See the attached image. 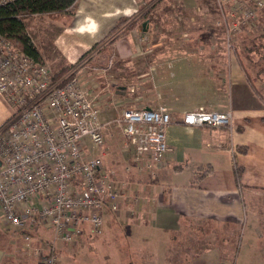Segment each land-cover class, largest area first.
Segmentation results:
<instances>
[{"label": "crops", "instance_id": "obj_1", "mask_svg": "<svg viewBox=\"0 0 264 264\" xmlns=\"http://www.w3.org/2000/svg\"><path fill=\"white\" fill-rule=\"evenodd\" d=\"M145 3L78 0L72 14L33 15L49 19L34 23L33 36L29 22L28 31L46 62L75 64L120 16L143 12ZM145 21L146 30L136 28L118 38L111 44V63L99 65L108 70L117 61L125 67V84L115 89L125 101L98 93L99 82L94 91L105 95V120L113 119L107 115L123 106L166 107L173 117L167 128L170 150L155 168V176L148 167L138 169L126 142L123 163L106 154L105 167L122 195L117 210L109 206L104 210L113 213L116 222L140 226L146 221L170 231L185 228V240L167 246L164 255L157 248L136 245L139 264H264V64L253 58L257 46L238 43L229 49L224 32L216 37L204 29L195 34L173 27L163 34L152 27L151 17ZM133 31L145 38L140 42L130 38ZM246 32L237 34V40ZM198 108L232 111V124L184 123V114ZM13 111L0 92V125ZM203 163H211L213 172L193 186L195 168ZM237 164L244 167L240 181ZM34 240L40 245L41 239ZM7 254L1 255L0 264H14L5 262ZM38 263L36 259L34 264Z\"/></svg>", "mask_w": 264, "mask_h": 264}, {"label": "built area", "instance_id": "obj_2", "mask_svg": "<svg viewBox=\"0 0 264 264\" xmlns=\"http://www.w3.org/2000/svg\"><path fill=\"white\" fill-rule=\"evenodd\" d=\"M215 1L218 24L232 49L237 34L256 26L264 0ZM79 65L56 78L48 62L35 60L0 34V92L14 108L13 118L0 128V217L14 226L52 229V244L36 248L38 264H65L57 241L75 243L87 225L101 234L104 207L117 210L122 190L104 163L107 128L121 131L138 169L148 167L153 176L170 150L167 128L173 117L166 107H126L105 120L104 96L94 91L97 81ZM183 122L230 126L232 111L198 108L187 111ZM93 145L105 150L95 154Z\"/></svg>", "mask_w": 264, "mask_h": 264}, {"label": "rangeland", "instance_id": "obj_3", "mask_svg": "<svg viewBox=\"0 0 264 264\" xmlns=\"http://www.w3.org/2000/svg\"><path fill=\"white\" fill-rule=\"evenodd\" d=\"M143 7L150 9L148 16L151 17L152 27L155 30H162L160 32H163L166 29L176 27L197 34L201 29H204L208 35L216 34V37L224 32L223 38L227 45L225 27L218 24L220 13L215 0H146ZM48 17L46 15L30 17L31 27L33 28L34 23L49 19ZM33 30L34 28L29 30L32 36L35 34ZM246 33L248 35H240L239 40H237L239 35L235 36L233 46L238 43L257 46L253 58L263 65L264 13L262 18L258 19L256 26ZM137 36H139L138 32L133 31L129 37L132 39L135 37L134 39L137 41ZM98 55V52H93L92 56H88L79 67L87 75H94L96 81L101 83L98 93L100 91L102 94L109 93L107 98H112L114 101L116 99L121 101L123 98L125 101V95L121 96V94L115 92L116 88L120 86L123 88L125 84V67L114 61L112 64L113 68L105 70L94 62L97 60L96 57ZM110 61L111 59H109L108 64L111 63ZM48 63L56 72L59 63ZM111 81H115V85ZM104 101H106L105 98ZM124 108L125 106L121 110H112L107 116L117 117ZM106 143V150L100 145H93L91 150L95 154H102L103 150H105L108 156L113 157L114 160L116 159L115 163L117 160L123 163L125 161V139L117 127L112 126L109 129ZM115 163L113 162L114 165ZM103 215L104 226L101 234H95L90 231L89 237H84L83 233L77 237L76 242L73 244L57 241V252L65 260V264H139L140 255L135 248L136 245L139 247L144 244L146 247L157 248V251L164 255V250H166L167 246L173 244V242L179 245L185 240V228L179 231H170L159 227H151L146 221L140 226L133 223L125 224V222H116L118 219H115L113 213L104 210ZM19 230L18 226L7 223L0 217V257L8 251L5 262L34 264L36 259L39 262L40 259L36 253V248L43 247V242L41 241L39 245L34 240L33 246H27ZM35 231L34 234L37 239H40L39 237L41 236L44 239L49 238L46 241H50L54 237L52 229L45 226H40L39 230L36 231L37 234ZM11 239H15V243Z\"/></svg>", "mask_w": 264, "mask_h": 264}, {"label": "trees", "instance_id": "obj_4", "mask_svg": "<svg viewBox=\"0 0 264 264\" xmlns=\"http://www.w3.org/2000/svg\"><path fill=\"white\" fill-rule=\"evenodd\" d=\"M77 2L78 0H13L6 4H0V34L9 39L15 47L21 49L23 52L27 53L35 60L45 62L41 50L35 44L28 31L29 18L35 14H72L76 8ZM143 9L144 7L141 8V10ZM149 13L150 9L148 8L143 10V12L141 13L139 12L132 15L120 16L109 33L98 43H96L89 51L85 52L77 63H60L57 67V71L55 72L56 78H62L64 75L71 72L73 68L76 67L83 59L88 56L91 57V54L102 44L104 45L100 49H98L97 52L99 53V55L98 57H96L97 60L94 62H96L98 65H107L109 56L111 55V44L118 38L128 35L132 30L136 28L142 29L143 23L148 18ZM263 13L264 11L259 13V18H262ZM12 118L13 116L8 118L3 124L0 125V128L5 127ZM212 172L213 165L211 163H203L197 165L195 168L194 176L191 180V185L197 186L204 177ZM243 172L244 167L237 164L235 167V174L238 181L241 180ZM40 226H18L20 228L19 231L22 238L25 242H27V246H33V240L37 238V236L34 234V231L39 230ZM84 230L85 233L83 236L89 237L91 231L90 227L87 225ZM27 235H29L30 237L29 240L26 239ZM39 238L41 239L40 241L47 245L52 244V241L54 240V237L52 240L50 239V241H46L49 238L44 239L41 236Z\"/></svg>", "mask_w": 264, "mask_h": 264}, {"label": "water", "instance_id": "obj_5", "mask_svg": "<svg viewBox=\"0 0 264 264\" xmlns=\"http://www.w3.org/2000/svg\"><path fill=\"white\" fill-rule=\"evenodd\" d=\"M147 24H148V21H144V23H143L144 30L147 29ZM118 90H120V89H118Z\"/></svg>", "mask_w": 264, "mask_h": 264}]
</instances>
